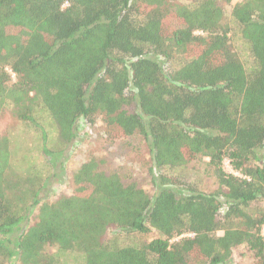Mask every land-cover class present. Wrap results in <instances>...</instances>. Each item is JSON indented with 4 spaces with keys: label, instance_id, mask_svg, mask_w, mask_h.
<instances>
[{
    "label": "trees",
    "instance_id": "16d2710c",
    "mask_svg": "<svg viewBox=\"0 0 264 264\" xmlns=\"http://www.w3.org/2000/svg\"><path fill=\"white\" fill-rule=\"evenodd\" d=\"M232 18L250 68L216 0H0V115L56 128L51 147L42 133L45 173L16 167L0 137V264H58L49 248L83 264H228L240 247L264 264V210H249L264 202V0H242ZM80 121L147 143L155 194L94 157L73 194H52ZM203 159L213 193L162 173Z\"/></svg>",
    "mask_w": 264,
    "mask_h": 264
},
{
    "label": "rangeland",
    "instance_id": "374dc122",
    "mask_svg": "<svg viewBox=\"0 0 264 264\" xmlns=\"http://www.w3.org/2000/svg\"><path fill=\"white\" fill-rule=\"evenodd\" d=\"M196 1L197 0H172L174 3L188 7H192ZM216 1L224 11L225 22L233 29L232 49L245 66L250 68L252 66V58L247 46L240 38L237 26L232 18L233 7L242 0H232L230 3L227 2V0ZM186 61V59L180 58L174 66L179 67L180 64ZM39 122L41 123V127L26 122H20L13 116L12 111L8 108L0 115V137L9 136L12 138L16 167L23 165L21 164V162H23L25 167L29 168L34 165L39 172L45 173L49 171L51 167L45 165V159L42 156V133L44 131L50 136L47 146L51 147L53 144L51 142L55 141L54 136L56 134V128L47 117H43ZM106 131V127L101 121H97L95 124H88L85 121H80L78 123V137L76 142L68 149L70 152H68L66 159H58L59 163H64L62 169L58 167L59 169L55 170L58 179L61 180L62 183L56 186L55 189H52V194L54 191L57 194L63 192L73 194L75 188L71 177L80 165L90 157L97 159L102 171L107 173L118 172L124 180V183H135L150 196L155 194L156 189L152 180L155 174L151 173L153 164L147 143L140 137H131L128 139L116 138V141L112 142L114 137L111 135L108 136ZM24 156L26 160L23 159ZM207 163L208 159H203L201 161L197 160L180 170L173 172L166 168L162 170V173L168 176L172 175L176 177V179L183 178L188 187L193 185L199 191L213 193L217 191L219 185L211 174L209 167L206 165ZM224 169L228 173H231V166L228 161L224 162ZM249 210L251 213L264 210V202L252 204ZM219 235L222 234L219 233ZM155 237V233L148 235L132 234L130 236L120 237L116 245L125 246L131 243L139 245L144 242H150L155 239ZM110 238L113 239L111 236ZM49 249L51 253L57 256L58 264H83V261L79 260L76 254L60 252L56 248ZM228 264H254V257L248 252L246 247H240L233 252Z\"/></svg>",
    "mask_w": 264,
    "mask_h": 264
},
{
    "label": "built area",
    "instance_id": "2783aa9c",
    "mask_svg": "<svg viewBox=\"0 0 264 264\" xmlns=\"http://www.w3.org/2000/svg\"><path fill=\"white\" fill-rule=\"evenodd\" d=\"M66 6H68V3L65 4L64 8H65ZM7 71L11 74L12 78L15 79V75H14V73H13L11 70H9V69H7ZM231 173L234 174V175H239V173L234 172V171L232 170V168H231ZM263 232H264V229H263ZM263 235H264V234H263Z\"/></svg>",
    "mask_w": 264,
    "mask_h": 264
}]
</instances>
